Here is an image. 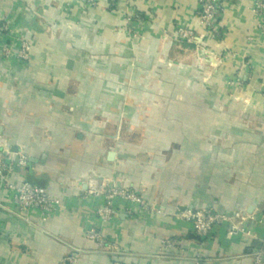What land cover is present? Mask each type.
Returning a JSON list of instances; mask_svg holds the SVG:
<instances>
[{"label":"crops","instance_id":"0c3cea01","mask_svg":"<svg viewBox=\"0 0 264 264\" xmlns=\"http://www.w3.org/2000/svg\"><path fill=\"white\" fill-rule=\"evenodd\" d=\"M255 3L226 1L220 32L208 37L198 0H0L8 23L0 41L33 39L27 62L0 55V148L28 155L13 181L62 201L48 221L34 211L27 220L0 179V264H71L76 252L75 264H253L264 239V36ZM179 25L195 29L197 43L180 41ZM88 175L126 185L141 201L119 200L117 216L103 222ZM176 207L243 211L249 233L229 237L219 227L200 237ZM91 227L120 253L98 249L85 235ZM168 237L180 244L162 250Z\"/></svg>","mask_w":264,"mask_h":264},{"label":"built area","instance_id":"2783aa9c","mask_svg":"<svg viewBox=\"0 0 264 264\" xmlns=\"http://www.w3.org/2000/svg\"><path fill=\"white\" fill-rule=\"evenodd\" d=\"M226 1L233 0H198V15L200 23L207 31L208 37H216L220 32L219 18ZM256 9L261 15L260 30L264 36V0H256ZM140 19L141 15L132 12L129 18ZM4 29L0 26V32ZM177 38L186 43H197L198 35L195 29L185 26L176 28ZM30 46L28 43L22 45V51L18 55L22 59L28 58ZM12 49L8 45H0V54L10 56ZM28 162V155L24 150L17 153L5 151L0 148V179L10 191L13 203L20 214L25 213L26 219L29 213L34 211L42 221H48L61 209L62 201L59 196L52 194L46 187L29 182L27 180L13 181L10 176L14 172L15 165L25 166ZM87 194L94 197H101L104 203L97 209L101 221L107 222L118 214L116 203L119 200L139 202L138 195L126 185L111 184V179L88 175L86 179ZM174 214L192 223L195 233L200 237H209L217 228L226 227L229 237L238 234L249 233L247 228V217L243 211L227 213L217 211L211 207H176ZM86 238L94 242L98 249L108 254H119L120 247L107 238L101 229L91 227L86 231ZM161 249L178 247L180 241L175 238H164L161 242ZM79 253H73L67 257L71 264L77 262ZM115 264H120L117 260ZM193 264H205L202 258H198ZM253 264H264V239L262 247L254 254Z\"/></svg>","mask_w":264,"mask_h":264},{"label":"rangeland","instance_id":"374dc122","mask_svg":"<svg viewBox=\"0 0 264 264\" xmlns=\"http://www.w3.org/2000/svg\"><path fill=\"white\" fill-rule=\"evenodd\" d=\"M3 22L4 21L0 20V26L5 30L8 27V23L4 22L5 25H3V24H1ZM2 32H0V36H1ZM24 43H28V45L30 46V50L27 52L28 53V58L27 59H22V58H20L18 56V55H20L19 52L22 51V45ZM0 45H8L12 49V53H11L10 56H8V57L3 56L7 60H14V61H18V62H27V61H29L31 59V49H32V45H33V39L30 38V37L22 36L20 39L16 40L15 43H13L11 41L10 42H5V41L2 40V42L0 41ZM157 103H159V104H161L163 106L162 101H157ZM156 107L160 108L161 106H156ZM151 117H154V119L156 121H158V122H160L161 119H163V117L159 116V114H158V116L155 115V116H151ZM129 119H130L129 122L130 123H134V124H140L143 121V119H140L138 116H133V117H130Z\"/></svg>","mask_w":264,"mask_h":264},{"label":"water","instance_id":"95a60500","mask_svg":"<svg viewBox=\"0 0 264 264\" xmlns=\"http://www.w3.org/2000/svg\"><path fill=\"white\" fill-rule=\"evenodd\" d=\"M113 155H114V154H113V153H111V154H110V157H113Z\"/></svg>","mask_w":264,"mask_h":264}]
</instances>
